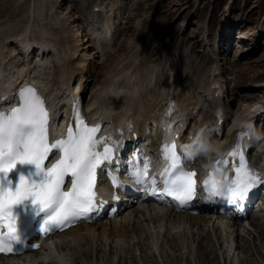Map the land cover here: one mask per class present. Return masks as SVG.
Instances as JSON below:
<instances>
[{
	"label": "bare ground",
	"instance_id": "obj_1",
	"mask_svg": "<svg viewBox=\"0 0 264 264\" xmlns=\"http://www.w3.org/2000/svg\"><path fill=\"white\" fill-rule=\"evenodd\" d=\"M3 1L0 0V3ZM8 1L10 2L11 0ZM29 1L12 0L11 4H4L0 8V42L3 41L0 43V53H2V55L0 54V66H2L3 75H6V79L4 78L3 80L4 83L0 85L1 109H5V105L7 107L12 105L21 90L17 89L18 79L24 74H28L33 63H36L33 73L39 75H35V80L42 88L44 87L43 89L47 93L46 98L48 97L47 100L51 104V108L55 109L54 121H57L59 116H61L63 121H66L65 113L67 111L66 106H68L66 102L71 97L75 83L81 87V96L85 94L91 81H93L89 93L91 101H87V106L91 104L97 105L100 110L104 111V118L109 120H115L123 115L131 116L140 135L144 134L143 124L149 125L158 117L160 105L165 99L167 87L172 81H174V95L178 99L180 111L188 114V116L194 115V110L197 108L198 103L191 101V94L185 91L187 87L185 79L188 78L189 81L192 80V82L200 84L201 71L210 60L204 50L203 39L199 38L200 33H203L202 26L197 28V30L200 28L202 30L196 36L186 37V35H183L177 41V43L182 44L177 57H169L167 53L173 49L175 43L166 41L167 39L164 42V39L160 42L157 41L154 51L149 50L147 45L141 44L140 39L147 38L149 35L152 36L159 31L160 27H155L154 30L149 28L153 26V18L151 16H146L134 23L136 19L142 16V13L137 17L130 15V12L124 13L125 26L122 31L126 35L135 33L137 35L129 44L127 38L124 39L119 49L123 50L128 44L133 55L128 59L117 60V63H113L114 59L112 56L106 55L110 51L107 46L109 43L107 35L99 36L96 30V28L100 27L101 22L95 16L98 13L87 14L83 10L82 15L80 14L79 16H74L73 14L70 16L64 15L63 5L65 3L63 0H48L46 6L49 5L51 19L45 21L35 16V20H41L40 22L44 23L43 25L46 24L48 28L51 27V32L41 33L38 38L34 39L30 37L26 39L27 35L13 38V40H11V37L4 38V34H2L5 30L4 26H7L14 17H12L14 14H12L10 8L13 7L16 11L22 10ZM141 3H143V0H137L135 7ZM147 3H144V8ZM157 3L156 5L152 2L151 8L159 6V12L162 9L160 7L161 2ZM94 5L102 7V3ZM89 7L90 5L87 6V8ZM118 8L121 9L122 7ZM39 15L41 14L38 13ZM84 16L86 17L85 19H83ZM76 22L78 23V28L74 29L73 24ZM131 22L133 23L132 25ZM234 26H238V24L236 22L232 23L229 18L225 30L229 31L230 34L226 35L224 31L221 32V35L227 41L232 40V33L235 31ZM7 31L10 30L7 29ZM84 36H88V39L83 38ZM245 37L248 38L249 36L242 35L240 38ZM220 41L223 42L221 38ZM13 45L14 47H12ZM3 46L9 49L3 52L1 49ZM57 46L61 47L60 55L56 54ZM88 48H94L100 55H106L105 60L100 63V70L95 68L93 61L88 60L91 55L87 51ZM14 51L15 53L13 54ZM37 51L39 52L37 55L39 60L35 57ZM116 52L119 51L116 50ZM77 53L78 56H76ZM49 54H53L54 60H52V63L56 67L55 71L58 72L59 77L55 76V73L53 74L54 70L52 68L51 71L47 69L44 59H48ZM142 54H145V56L140 57ZM164 55L167 56L165 62H163ZM30 56H32L31 60H29ZM216 56L221 58L223 53L217 52ZM136 57H139V60H133ZM150 57L153 62L147 61ZM183 62L187 64L186 68L183 67L186 69L185 76L182 75L181 69H179L180 65L184 64ZM215 62L219 68L224 64L221 59H216ZM149 63H151L152 67L146 68V65H150ZM102 64L103 70L101 69ZM112 64L114 66L109 68L110 71L108 70L109 72L105 76L104 72L101 75L106 66ZM159 64L162 65L160 70L162 77L153 74V68L158 69ZM154 65L157 66L153 67ZM244 65L245 63L242 62L235 69L238 81L241 77L240 71H242ZM169 66L176 68V74L168 78L166 68ZM235 66L236 62L231 61L224 69ZM191 70L193 73L190 76ZM96 72L99 75L92 79L91 77ZM100 75L104 77L98 78ZM215 82L217 80L212 71L209 74L207 86H201L203 91L211 90ZM14 84L16 85L14 86ZM34 90L39 93L37 88H34ZM232 90L231 88L227 89L225 95L231 96L233 94H230ZM253 90H264V85H255ZM213 91L216 92L219 89L216 88ZM249 94L251 92L246 91L241 94L242 105L248 101H254L257 104L259 99L263 98L262 95L251 97ZM82 97L80 98L81 100H83ZM71 101H73V98H71ZM198 102L200 103V100ZM242 105L239 108L247 111L248 106L242 107ZM209 106L211 105L209 104ZM252 112L257 113L256 108ZM204 114L209 115L207 111ZM248 114L250 115V113L242 114V122ZM250 116V121L259 118L258 114ZM56 123H54V131L60 136L63 129L58 127ZM206 124L207 118L203 117L195 135L204 136L211 133L210 130L202 131ZM244 125L245 123H241L238 127L241 128ZM261 154L258 153V155ZM125 209L126 211L115 219L95 221L73 227L53 238L51 243L45 242L44 246L37 251L17 257L0 256V264H117V261L118 264H123L125 259L120 257L121 254L126 256V261L130 259V264H140L142 262L144 264H160V260L164 264H174L173 258L171 259L173 255L168 253L167 247H179L178 251L181 250V247L183 249L186 247L190 248L189 252L186 249L187 254L185 256L178 254L183 256L182 262L186 260L185 264H193L191 261H194V264L195 262L197 264H221L223 263L222 257L224 264H254L255 262L253 263L252 261L254 255L256 258L254 260H257L255 264H264V220L260 219V217L252 219V227L247 228L243 225L239 226L236 221L231 223L228 220H213L206 213L175 212L155 204H147L143 208L126 206ZM136 237H138V240L133 241ZM50 244L53 245V249H51L52 247L50 248ZM200 245H205L206 249L209 248L208 251L206 250L205 253L200 252ZM130 246L134 249H131ZM115 248L116 251H114ZM193 249L197 252L195 253ZM218 249L220 250L217 251ZM133 250L136 252L140 251L138 256L140 262L136 261L137 256ZM250 250H254L256 254L250 252ZM240 252L246 253V259L242 260L244 255H240ZM85 254H89L93 258L99 256V262L94 260L86 261ZM157 254H159V257ZM83 256H85L84 259H82ZM194 257L196 260H194ZM80 259L82 260L80 261ZM260 260H262V263Z\"/></svg>",
	"mask_w": 264,
	"mask_h": 264
},
{
	"label": "rangeland",
	"instance_id": "obj_2",
	"mask_svg": "<svg viewBox=\"0 0 264 264\" xmlns=\"http://www.w3.org/2000/svg\"><path fill=\"white\" fill-rule=\"evenodd\" d=\"M11 1L9 2L8 0H4L2 3H0V8L4 4L7 5L11 4ZM63 1L65 3L63 5V10L65 14L64 13L63 14L69 16L72 14L74 16H79L80 14L82 15L83 10H85L87 14H91V10L93 9L94 7L93 5L95 3L98 2L103 4V6L101 7L102 11L100 10V12H98V15H95L101 21L103 20L102 22L103 27L96 30L98 31L99 36L106 34L111 39V41H109L107 45L110 51L106 55L112 56V58L114 59L113 63L114 62L117 63L116 62L117 60L119 61V60L128 59V57H131L133 55V52L130 51L128 46H125L123 50L119 49L121 42L124 39L128 38V40L131 41L134 40L137 35V33H135L132 34V36H129L126 35L124 31H116L118 30V28H123V26L125 25L123 13L130 12V15H133V17H137L142 13V16L136 19L134 23H136L138 20L140 21L142 18L146 16H151L153 18V26L149 28L154 30L155 27H160L159 31L155 32V34H153L152 36L149 35L147 38L140 39L141 44L147 45L148 48H153V46L157 44V43L153 44V42L157 41L158 39L159 42L162 41L163 39L164 42L167 39L166 41H171L175 43L179 36L180 37H182L183 35H186V37H189L188 35L193 36L192 35L193 32L196 31L199 26H202V28L204 26V36L207 37V31L209 28L214 31V37H211L210 42L205 46L206 50L208 51V57L210 58V60L206 63V67L217 69L218 71L220 70L218 68L217 63L215 62V54L219 51L222 45L219 42V37H220L224 43L222 51H224L227 57L225 61L221 60V62H230L231 60L240 62L244 60L243 62L245 63V65L243 66L244 68L242 69V71H240L241 77L239 78V81L242 82L253 81L262 76L261 72L258 71L264 70V0H234L232 3H229V0H148V3L147 0H143V3L138 4L136 7L135 4L137 0H63ZM159 1L161 2L160 7H162V9L158 12L159 6H155L152 8L151 6H152V2H154L157 5L158 4L157 2ZM47 2L48 0H30L29 3L26 4L22 10H17V11L13 7H11L10 10L12 14H14L12 15V17L13 16L14 17L10 20L11 22L7 26H4L5 32L3 31L2 33L4 34L3 37L4 38L6 37V39L11 37V40H13V38H17L19 36L22 37V35H27L26 39H28V37L34 39V38H38V36H40L39 34L41 33L51 32V27L48 28V25L46 24L43 25L44 23L40 22L41 20H35L36 17L43 19L45 21L47 19H51V16L49 15V5L46 6ZM144 3H147L145 8H144ZM88 5H90L89 8H87ZM117 7H122V8L120 9ZM230 8H233V11L236 12L233 16H232V12L230 13L231 18L235 20L234 21L229 17L230 21L232 23L236 22L238 26H234L235 32H233V36L236 39H234L233 37L232 44L228 45L226 44L227 39L222 35L221 36L219 35L218 37L217 31L218 32L220 31V28L222 27L224 21H226L227 16L229 15L230 12ZM38 13L41 14L39 15L40 17L38 16ZM85 18L86 17L84 16L83 19ZM77 24H78L77 22L73 24L74 29L78 28ZM132 24L133 23L131 22V25ZM241 26L243 27L241 28ZM238 27H240L239 29H242L243 31H236L238 30ZM202 28L198 29L197 33H199L202 30ZM7 29H9L10 31H7ZM80 31H82V29H80ZM239 35L240 37L242 35L245 36L250 35V38L242 39L239 37ZM83 38L88 39V36L87 37L84 36ZM239 42L242 43L241 47ZM245 45H248V48L243 50L242 46ZM12 47H14V45ZM57 48L58 49L56 50V54L60 55L61 47L57 46ZM1 49L3 52H6L9 48L3 46ZM116 50L119 52H116ZM175 50L176 48L174 47L172 52L175 53ZM87 51L91 53L90 58L88 60L93 61V63L95 64V68L97 70H100L101 67L100 63L105 60L106 55L101 56L94 48H88ZM14 53L15 51L13 52V54ZM0 54L2 55V53ZM36 54L37 52L35 53V55ZM76 56H78V53L76 54ZM141 56L143 57L145 56V54H142ZM251 58L254 60H252ZM44 60H45L44 62H46L45 64H47V69L51 71L52 68L55 71L56 67L53 66L52 63V60H54L53 54H49L48 59H44ZM133 60H139V57H136V59ZM164 60L166 59L164 58ZM147 61H151V57ZM149 64H150L149 66L146 65V68L151 66V63ZM113 66L114 64L106 66V69L102 71L101 75L105 73L104 74L105 76L106 73L110 71L109 68H112ZM155 66L157 65H154L153 67ZM158 66H159L158 69L153 68V74L162 77L163 75L160 74L162 65L159 64ZM101 69L102 70L104 69L103 64ZM54 71L53 74L55 73V76L59 77L58 72L57 71L54 72ZM96 75L97 72L94 73L91 78L94 79L99 75V73L97 76ZM101 75L98 78L104 77ZM227 75L229 77H234L233 72H230ZM260 83H264V79L258 81L255 80L252 83L240 82L239 83L240 85H238L237 90H246V88H248L249 85H254V86H250L246 92H251V94H249L251 97L262 95L264 90H259V91L253 90V88H255V85ZM92 85H93V81L90 82L89 88L86 91L87 92L85 96L86 101L90 100L89 91L91 90ZM236 106H238V100H235L234 102V100L232 99L231 110L233 107V111H235ZM263 128H264V121L261 124L260 130L262 131ZM261 136H264V131L263 133H261ZM136 240H138V237L134 238L133 241ZM130 247L131 249H134L132 246ZM167 248H168V253L173 255L172 257L171 256L170 257L171 259L173 258L172 260H174L173 261L174 264L186 263V260L182 262L183 260L182 255L185 256L187 254V250L188 252L190 251V248L188 249L186 247L185 249H183V247H181L180 251H178L179 247L176 248L167 247ZM194 249H196V247H194ZM208 249L209 248L206 249L205 245H200L199 250L200 252L205 253L206 250L208 251ZM219 250L220 249H218L217 251ZM114 251H116V248L114 249ZM133 251L137 256L136 261L140 262V258L138 257L140 255L139 254L140 251L138 252H136L135 250ZM196 252L197 251H195V253ZM250 252L256 254L254 250H250ZM178 254H182V255H178ZM240 255H244L242 257V260L246 259L245 252L241 253ZM85 256H83L82 259L85 258L86 261L94 260L96 262H99L100 259L99 256L97 258H93L89 254H85ZM157 256L159 257V254H157ZM120 257H123L125 259V262L123 264H130L129 263L130 259L126 261L125 255L121 254ZM120 257H119V261H120ZM127 257L129 258V256ZM253 257L254 259H256L255 255ZM257 257L259 258V256ZM82 259H80V261ZM254 259L252 260L253 263L254 262L257 263V260ZM194 260H196L195 257ZM221 260L223 262L221 264H224L223 257L221 258ZM249 261L252 262L251 260ZM260 261L262 263V260ZM191 262H193L194 264V261ZM140 264H144V263L142 262ZM160 264H164V263H162L160 260ZM195 264H197V262H195Z\"/></svg>",
	"mask_w": 264,
	"mask_h": 264
}]
</instances>
